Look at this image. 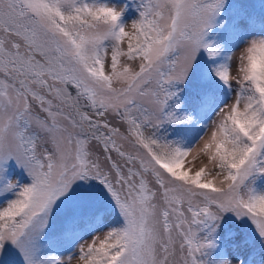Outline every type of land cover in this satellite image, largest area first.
I'll return each mask as SVG.
<instances>
[{"label": "snow or ice", "instance_id": "obj_1", "mask_svg": "<svg viewBox=\"0 0 264 264\" xmlns=\"http://www.w3.org/2000/svg\"><path fill=\"white\" fill-rule=\"evenodd\" d=\"M0 264H264V0H0Z\"/></svg>", "mask_w": 264, "mask_h": 264}, {"label": "rangeland", "instance_id": "obj_2", "mask_svg": "<svg viewBox=\"0 0 264 264\" xmlns=\"http://www.w3.org/2000/svg\"><path fill=\"white\" fill-rule=\"evenodd\" d=\"M130 22H131V21L129 20V24H130ZM124 47L126 48V44L124 45ZM234 55H235V56H239V52H236ZM122 62L132 63V62H128V61H126L125 58H122ZM116 86H119V85H116ZM230 99H231V98H230ZM208 131H209V133H210V129H209ZM193 155H194V153H193V154H190L189 157H188L187 159H188L189 161H192V156H193ZM201 161L206 162V158H204V157H200V158L196 159L195 161H192L191 164H186V167H190V168L192 169L193 174H194V172H195L196 170H198L199 167L201 166Z\"/></svg>", "mask_w": 264, "mask_h": 264}]
</instances>
